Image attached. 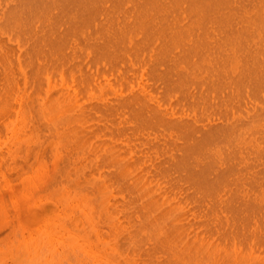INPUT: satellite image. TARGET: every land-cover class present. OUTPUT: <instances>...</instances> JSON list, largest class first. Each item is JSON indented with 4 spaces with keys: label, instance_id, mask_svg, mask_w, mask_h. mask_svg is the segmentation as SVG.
Listing matches in <instances>:
<instances>
[{
    "label": "bare ground",
    "instance_id": "6f19581e",
    "mask_svg": "<svg viewBox=\"0 0 264 264\" xmlns=\"http://www.w3.org/2000/svg\"><path fill=\"white\" fill-rule=\"evenodd\" d=\"M25 205L16 264H264V0H0V228Z\"/></svg>",
    "mask_w": 264,
    "mask_h": 264
},
{
    "label": "rangeland",
    "instance_id": "374dc122",
    "mask_svg": "<svg viewBox=\"0 0 264 264\" xmlns=\"http://www.w3.org/2000/svg\"><path fill=\"white\" fill-rule=\"evenodd\" d=\"M19 186V185H18ZM22 185H20V187H21ZM40 196V195H39ZM38 196V197H39ZM46 203H47V201H45ZM51 203H47L46 205H47V207H46V209H42V210H39L38 209V211H37V209H36V211L38 212H36L37 213V216L35 215V213H34V211H30V209H28V207H26V205H25V207L24 208H27V209H22V210H14V208H12V211L14 210V213L11 211V213L14 215L15 214V216L13 217V222H14V220H17L16 218L18 217V219H19V217H21V219H22V221L21 222H18V221H15L16 223H13L12 222V216L10 215V217H11V219L10 218H8V220H11V222H12V224H11V222L9 223L8 222V220L6 219V221L8 222V224H7V222H5V216L3 217V221L7 224H3L2 226H1V228H0V231L2 230V228H3V233H5V235H6V237H5V242L3 243V247H4V250H3V252L1 253V255L4 253L5 254V258L2 260V261H4V262H6L5 264H13V262L15 261V262H17V258L18 257H20L19 258V260H21L22 258L24 259L23 261H27V259H25V258H27V256L29 255L30 256V254H28V246H27V241L28 240H30V236L32 235V233H33V231L35 230V229H37L36 228V226H37V224H36V221L34 220V219H36L35 218V216L36 217H39L40 216V218L41 219H43V218H47V217H49V216H54L53 214H57V211L58 210H56L55 209V207L54 206H51L50 205ZM31 208V207H30ZM32 209V208H31ZM39 215V216H38ZM7 216V215H6ZM7 217H9V216H7ZM15 218V219H14ZM2 219V218H1ZM0 219V220H1ZM80 221H82V219L80 220ZM80 223V222H79ZM2 223L0 222V225H1ZM10 224H11V229L13 228V226L12 225H14V224H17V228H18V231H17V233L16 234H13V233H11L10 231ZM8 225H9V227H8ZM26 227V228H25ZM38 227V226H37ZM81 227V228H80ZM79 227V231H81V233H83V234H85V235H90L91 237V240H94V242L95 241H97V237L93 234V232H91L92 230H91V227H89L87 224L86 225H84V227H83V225H81ZM5 231H7V232H5ZM2 232H0V233H2ZM32 232V233H31ZM30 233H31V235H30ZM87 233V234H86ZM34 234V233H33ZM71 249H75L74 247L72 248L71 247ZM70 249V251H69V254L67 255V257H66V254H64L65 255V258H66V260H65V262L63 263V264H85V262H86V264H91L89 261H92V260H89V259H91L90 257H89V259H88V255L87 254H84V253H82V251L81 252H79L80 250H77L76 252L77 253H75V251H73V250H71ZM77 249V248H76ZM75 249V250H76ZM65 250V249H64ZM63 251V250H62ZM64 252V251H63ZM62 252V253H63ZM65 252H68V250L66 251L65 250ZM64 252V253H65ZM84 254V255H83ZM62 255V254H61ZM86 255V256H85ZM4 256V255H3ZM17 258H16V257ZM2 257V256H1ZM16 258V260H13V259H15ZM64 258V256H61V258ZM29 258V257H28ZM62 258V259H63ZM62 259H61V262H62ZM3 262V263H4ZM14 262V263H15ZM59 262V261H58ZM88 262V263H87ZM2 263V264H3ZM16 264V263H15ZM62 264V263H61Z\"/></svg>",
    "mask_w": 264,
    "mask_h": 264
}]
</instances>
